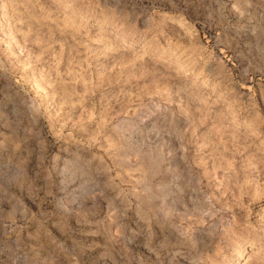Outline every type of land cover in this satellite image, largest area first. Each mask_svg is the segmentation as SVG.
Returning a JSON list of instances; mask_svg holds the SVG:
<instances>
[{"label": "rangeland", "instance_id": "1", "mask_svg": "<svg viewBox=\"0 0 264 264\" xmlns=\"http://www.w3.org/2000/svg\"><path fill=\"white\" fill-rule=\"evenodd\" d=\"M0 264H264V0H0Z\"/></svg>", "mask_w": 264, "mask_h": 264}]
</instances>
